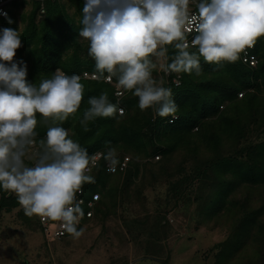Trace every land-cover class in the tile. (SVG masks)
Returning a JSON list of instances; mask_svg holds the SVG:
<instances>
[{
    "label": "clouds",
    "instance_id": "obj_1",
    "mask_svg": "<svg viewBox=\"0 0 264 264\" xmlns=\"http://www.w3.org/2000/svg\"><path fill=\"white\" fill-rule=\"evenodd\" d=\"M80 24L78 36L88 41L95 64L92 78H115L118 98L112 103L106 90L89 96L79 119L83 131L98 118L123 117L119 98L126 93L138 98L141 112L151 109L171 124L179 106L165 77H200L201 58L216 68L240 60L264 37V0H85ZM21 36L17 29H0V189L15 195L27 217L59 222L60 235L79 239L85 212L78 194L95 184L90 173L101 155L115 173L119 154L109 146L90 155L71 138L63 124L80 109L81 76L57 68L38 85L30 82L27 63L14 59ZM38 127L46 129L43 138Z\"/></svg>",
    "mask_w": 264,
    "mask_h": 264
},
{
    "label": "rangeland",
    "instance_id": "obj_2",
    "mask_svg": "<svg viewBox=\"0 0 264 264\" xmlns=\"http://www.w3.org/2000/svg\"><path fill=\"white\" fill-rule=\"evenodd\" d=\"M19 5L17 20L22 31L33 5L21 1L11 9ZM258 94L264 96V91ZM226 106L221 110L226 112ZM262 124V119L249 122L243 138L225 135L221 154H235L240 147L264 141ZM116 149L142 164L148 159ZM213 155L204 142L197 153L180 149L160 160L151 157L153 161L140 166L129 184L124 176L112 177L109 185L121 188L112 198L105 197L103 211L98 214L96 209L92 224L83 227L79 239L48 238L37 216L27 217L19 205L3 210L0 264H264V209L254 221L243 222L245 213L264 204V176L257 181L235 178L238 181L228 191L226 205H218L225 204L222 195L213 206L219 188L214 169L203 176L196 171ZM253 156L259 161L264 158L257 152Z\"/></svg>",
    "mask_w": 264,
    "mask_h": 264
},
{
    "label": "trees",
    "instance_id": "obj_3",
    "mask_svg": "<svg viewBox=\"0 0 264 264\" xmlns=\"http://www.w3.org/2000/svg\"><path fill=\"white\" fill-rule=\"evenodd\" d=\"M21 1L32 2L33 5L27 25L22 31L19 30L17 20V10L21 5L11 9L14 3ZM84 3L85 0H45L42 7L40 0H16L9 5L8 15L0 17V29L10 27L20 31L22 35V46L17 49L14 59H23L27 63V79L30 82L38 85L42 79L50 78L57 68L68 75L76 73L80 76L85 71H96L94 60L88 55V41L78 36L82 27L80 20ZM42 8L44 11L41 14ZM39 14L42 17L36 22ZM9 18L13 23H8ZM254 52L258 56L256 66L244 63L241 58L236 63L225 62L223 67L216 68L201 58L203 71L200 77L180 74L179 87L172 82L177 74L165 77V86L172 88L179 106V119L171 124L166 119L155 117L151 109L141 112L138 108V98L126 93L119 104V107L125 109L123 117L118 120L98 118L90 123V131L84 132L79 119L88 107V97L99 95L101 91L106 90L112 103H116L118 98L114 84L81 77V83L85 86L83 101L76 116L69 118L63 127L70 131L71 138L88 149L90 155L98 150L106 152L107 147L111 146L145 156L148 158L144 162L146 164L153 161L149 160L151 157L159 156L160 160L161 156H171L180 149L197 153L200 143L206 142L214 155L204 161V167L197 166L198 169H195L197 175L201 176L206 170L214 169L213 177L217 179L215 184L219 188L211 202L216 206L215 203L223 195L220 199L225 201V204L218 205H226L228 191L232 189L233 183L238 181L235 178L257 181L259 177L264 176V158L259 161L253 156L257 152L264 157V141L254 146L247 144L240 147L235 154L225 155L220 152L224 136L243 138L251 121L259 123L262 119L264 131V96L258 94L264 91V37L258 39ZM239 94L242 95L239 97ZM223 104L227 105L226 112L221 110ZM195 128L198 131H195ZM37 130L39 138H43L46 129L38 127ZM106 141H111V145H107ZM124 156L125 153L119 154V160ZM144 163L133 157L125 173L107 172L104 160L95 168L91 173L96 179L95 184H85L84 187L87 192L101 193L98 214L103 211L105 197L112 198L114 191L121 188L119 185L116 188L109 185L110 179L114 176H124L125 183L129 184L134 176L138 175L140 166H144ZM229 170L231 172L228 174ZM18 205L16 197L10 194L4 199L3 210ZM263 209L264 204L257 210L245 213L243 222L254 221L258 212ZM3 210H0V213ZM37 219L39 222L38 216Z\"/></svg>",
    "mask_w": 264,
    "mask_h": 264
},
{
    "label": "built area",
    "instance_id": "obj_4",
    "mask_svg": "<svg viewBox=\"0 0 264 264\" xmlns=\"http://www.w3.org/2000/svg\"><path fill=\"white\" fill-rule=\"evenodd\" d=\"M16 0H0V17H6L4 15V13H7L8 15V7L9 5ZM42 2V4L44 3L45 0H40ZM195 35V33L191 34L189 36V40H191L192 36ZM256 46V45H255ZM255 46L251 49H248L247 54L241 55L242 61L250 66H256L258 64V56L257 54L254 52ZM92 72H88L85 71L83 72L81 77H85V78H92ZM93 79V78H92ZM174 80H179V84L181 83V77L180 75H177ZM112 84H114L115 86V92L117 91L116 88V81L113 79ZM242 94H240L241 96ZM121 99V98H119ZM221 108H223V106H221ZM105 153L103 150H98L96 152H94L93 154H103ZM132 157L131 156H124L121 160H120V164L117 166V172H126L128 170V168L130 167V161H131ZM156 159H159V156H156ZM103 157L102 155L98 158V166L100 165V163L103 161ZM105 161V160H104ZM105 167L107 169V163L105 161ZM94 167L92 168L91 173L95 170ZM107 171V170H106ZM108 172V171H107ZM90 173V174H91ZM115 173H111V174H115ZM11 193H4V191L2 189H0V210H3L4 208V199L9 196ZM94 196H97L98 199H94ZM79 200H82L83 203L81 205V207L83 208L84 212H85V216L84 218L81 220L80 224L78 225V228H83L84 226L87 225H91L92 220L95 218L96 216V209L98 207V204L102 198L101 193L99 191H95V192H87V190L85 189V187L83 188V195H79L77 197ZM90 213V215H89ZM39 218V223H40V228L41 231L43 232L44 235H46L48 238H63L66 236H69L67 233H65L64 235H60L59 233L62 231V228L59 224V222H52V221H42L40 217ZM119 264H125V263H119Z\"/></svg>",
    "mask_w": 264,
    "mask_h": 264
}]
</instances>
